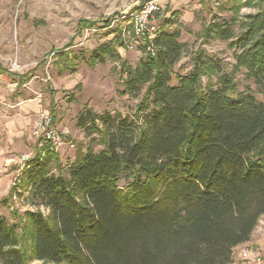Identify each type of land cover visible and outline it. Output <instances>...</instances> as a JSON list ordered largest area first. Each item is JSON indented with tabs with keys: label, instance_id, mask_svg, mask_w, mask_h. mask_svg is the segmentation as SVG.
<instances>
[{
	"label": "trees",
	"instance_id": "obj_1",
	"mask_svg": "<svg viewBox=\"0 0 264 264\" xmlns=\"http://www.w3.org/2000/svg\"><path fill=\"white\" fill-rule=\"evenodd\" d=\"M242 5L256 10L241 16ZM231 9L204 35L231 41V69L198 49L185 75L173 71L185 51L181 31L170 29L176 12L156 13V37L143 44L154 53L143 52L123 80L122 94L143 89L134 113L85 107L77 124L95 133L90 145L65 171L51 172L58 157L43 144L0 199H12L23 184L46 209L13 224L0 215V264H238L234 248L264 215V102L238 88L235 72L264 87V0ZM95 25L82 19L78 30ZM121 31H107L113 37L79 50V59L95 66L117 57ZM60 56L66 69L74 57Z\"/></svg>",
	"mask_w": 264,
	"mask_h": 264
},
{
	"label": "rangeland",
	"instance_id": "obj_2",
	"mask_svg": "<svg viewBox=\"0 0 264 264\" xmlns=\"http://www.w3.org/2000/svg\"><path fill=\"white\" fill-rule=\"evenodd\" d=\"M146 0H0V100L17 102L32 99L34 92L42 95L38 100L41 109H46L54 118V126L65 133L73 142L72 149L56 151L57 160L51 161V172L57 166L65 171L75 160V154L90 145L92 134L86 126L77 124V116L85 107L97 114L132 115L141 99L140 93L122 94L123 80L128 68H134L143 55L142 45L128 48L126 42L131 35L126 26L128 15ZM246 0H158L159 15L173 18L174 25L181 31L180 41L185 43L182 58L173 67L178 75L188 74L192 69V58L197 50L219 58L227 70L234 63V48L230 40H221L212 35L205 37L209 24L229 19L232 7ZM248 1V0H247ZM254 2V0H251ZM256 7L242 5L240 15L254 12ZM156 12V13H157ZM156 16L157 26L162 18ZM82 19L95 22L91 28L78 30ZM106 19H111L109 27H102ZM121 28L124 45L117 47L118 56H108L103 63L90 66L79 59V50L95 48L104 40L111 39L114 33L106 32ZM239 25L234 27L238 31ZM117 34V32L115 33ZM141 44V41H140ZM72 63L65 69V58ZM235 80L240 90L249 87L258 101L264 102V87L257 88L247 79L244 70L235 72ZM206 77L203 78V83ZM172 84L176 78H172ZM78 85L80 86L78 88ZM25 152L9 150L8 155L20 158L27 153L21 163L4 160L0 165V175L21 177L39 148L38 143L25 142ZM94 150L101 146L91 144ZM23 164V165H22ZM22 165V166H21ZM1 177V176H0ZM46 209L38 205L30 187L18 186L12 199L0 203V215L10 224L19 222L27 211ZM264 218V215L261 217ZM260 220V219H259ZM235 258L233 259V261ZM235 262V261H234ZM240 264V261H236ZM235 262V263H236ZM34 264H42L35 262Z\"/></svg>",
	"mask_w": 264,
	"mask_h": 264
},
{
	"label": "crops",
	"instance_id": "obj_3",
	"mask_svg": "<svg viewBox=\"0 0 264 264\" xmlns=\"http://www.w3.org/2000/svg\"><path fill=\"white\" fill-rule=\"evenodd\" d=\"M41 109L38 100L26 99L17 102L0 100V162L4 160L17 161L26 157L23 153L20 158L16 155H8L9 150L15 148L25 152V142L30 141L37 145V141L32 136V128L35 124L38 111ZM3 164L0 165L2 168ZM23 165V164H22ZM21 165V166H22ZM20 169L16 176L0 175V199L7 196L10 186L18 177ZM247 250L246 254H242ZM261 256L264 264V218H260L257 226L253 230L250 240L244 244L238 245L233 250V259L240 261V264H256L255 258ZM237 263V262H236Z\"/></svg>",
	"mask_w": 264,
	"mask_h": 264
},
{
	"label": "built area",
	"instance_id": "obj_4",
	"mask_svg": "<svg viewBox=\"0 0 264 264\" xmlns=\"http://www.w3.org/2000/svg\"><path fill=\"white\" fill-rule=\"evenodd\" d=\"M158 0H146L138 8L128 15L127 33H130L131 40L126 42L128 48L142 45V52L154 53L152 45L143 47L145 40L151 42L158 32V26L155 19V14L158 11ZM141 41V44H140ZM42 95L34 92L32 100H40ZM32 136L41 147L48 143L50 148L58 151L62 148L72 149L75 147L74 143L69 141L65 133L59 131L53 124L51 114L46 109H40L37 114L35 124L32 128ZM247 250H243L242 254H246ZM256 264H261L263 258L257 256L255 258Z\"/></svg>",
	"mask_w": 264,
	"mask_h": 264
}]
</instances>
